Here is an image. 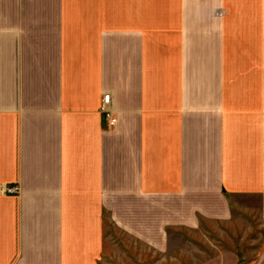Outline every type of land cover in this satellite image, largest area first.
I'll return each instance as SVG.
<instances>
[{"label": "crops", "instance_id": "obj_1", "mask_svg": "<svg viewBox=\"0 0 264 264\" xmlns=\"http://www.w3.org/2000/svg\"><path fill=\"white\" fill-rule=\"evenodd\" d=\"M242 216L264 231V0H0V264Z\"/></svg>", "mask_w": 264, "mask_h": 264}, {"label": "rangeland", "instance_id": "obj_2", "mask_svg": "<svg viewBox=\"0 0 264 264\" xmlns=\"http://www.w3.org/2000/svg\"><path fill=\"white\" fill-rule=\"evenodd\" d=\"M242 217L243 220L235 217L226 225L208 226L194 232L175 230L169 234L165 252L147 249L127 256L119 252L111 264H208L220 255L229 264L254 263L264 251V231L257 222Z\"/></svg>", "mask_w": 264, "mask_h": 264}, {"label": "built area", "instance_id": "obj_3", "mask_svg": "<svg viewBox=\"0 0 264 264\" xmlns=\"http://www.w3.org/2000/svg\"><path fill=\"white\" fill-rule=\"evenodd\" d=\"M109 99H110L109 93H106V94L103 95L101 109L103 111L107 112L106 116H107L108 123L109 124H113V122L115 121L114 116L110 112L106 111V106L109 103ZM16 191H17V187L16 186L14 187V186H6V185H4L3 188H2V192L3 193H7V194L15 193Z\"/></svg>", "mask_w": 264, "mask_h": 264}]
</instances>
